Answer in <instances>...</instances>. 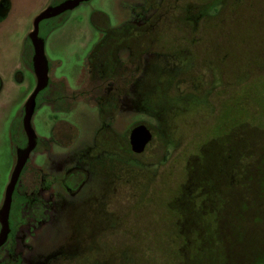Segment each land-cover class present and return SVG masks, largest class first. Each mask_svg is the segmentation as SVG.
<instances>
[{
    "label": "rangeland",
    "instance_id": "rangeland-1",
    "mask_svg": "<svg viewBox=\"0 0 264 264\" xmlns=\"http://www.w3.org/2000/svg\"><path fill=\"white\" fill-rule=\"evenodd\" d=\"M65 1L0 0V216L27 144L34 19ZM97 12L112 25H143L164 12L162 41L139 57L121 48L113 78L100 77L87 60L103 37L92 22ZM39 30L48 79L9 210L21 264H229L249 253L251 234L233 250L244 228L264 243L256 207L264 214V0H86ZM60 83L67 111L53 101ZM242 97L229 121L224 106ZM139 123L153 138L136 156L128 135ZM102 130L101 142L114 134L117 149L97 144ZM73 169L86 174L74 192L62 181ZM36 194L45 209L30 221L26 206ZM263 243L255 246L261 257ZM9 259L1 246L0 264Z\"/></svg>",
    "mask_w": 264,
    "mask_h": 264
},
{
    "label": "trees",
    "instance_id": "trees-1",
    "mask_svg": "<svg viewBox=\"0 0 264 264\" xmlns=\"http://www.w3.org/2000/svg\"><path fill=\"white\" fill-rule=\"evenodd\" d=\"M65 13V12H64ZM64 13H61L57 16H60ZM98 22L97 20H100ZM92 22L95 27L99 29H106V35L105 37L97 43L91 50L88 59L91 65L95 67V70L99 74L100 77H105V79H111L113 78L116 69L119 66V62L117 61L116 51L119 48H123L124 46H129L134 52L135 57H139L142 53L151 50L152 48L159 46L162 38L161 33L157 29L158 22H154L151 27H143V28H135L131 25H122V26H116V27H110V22L108 19V16L104 14L103 12H97L94 13L92 16ZM41 24V22H40ZM39 24V29H40ZM38 36L42 38L40 35V30L38 31ZM43 39V38H42ZM31 43V42H30ZM32 46V43H31ZM32 66V62L29 63ZM247 89L244 90V92ZM42 92V91H41ZM41 92L39 94H41ZM38 94V96H39ZM59 100L60 105L63 103L60 100H63L62 98H65L64 95H61L60 93L58 96H56ZM245 97H242L240 99H235L227 102V104L223 108V112L225 111L226 107L229 106V121L233 120L230 119L231 114L235 110H239V103L234 104L236 100H243ZM229 103V104H228ZM241 104V103H240ZM108 104L102 105L103 113L106 114L108 112ZM233 108H236L234 111H232ZM234 121V120H233ZM231 128L229 129V131ZM232 131V130H231ZM110 144V146H108ZM106 147H111L112 144L109 142ZM25 145V144H24ZM114 148V146H112ZM111 147V148H112ZM141 156V154L137 155ZM76 175V174H75ZM264 176V175H263ZM81 178V177H79ZM78 177H72L70 178V182H68L69 185L76 187L78 185V181L80 180ZM229 178V177H228ZM73 179V180H72ZM229 186V180H227V185ZM229 199V197H228ZM264 199V198H262ZM218 201L223 204L225 201L218 199ZM264 201V200H259ZM264 204V202H263ZM258 213L261 215H264L259 211L260 208H263L262 205L256 206ZM257 213V215H258ZM256 215V214H255ZM8 235L11 233V227H10V220L8 222ZM244 234L243 239L247 237L249 234H251L252 238H250L249 243V253L243 254L239 256L233 255L232 259L229 257V264H264V255L261 257L259 255H256V248L255 246L258 244L263 243L261 235L254 237V230H250L249 228H244ZM247 238H245L240 244L239 247L235 243V247H233V250H236L238 252L239 248H242V244L245 242ZM264 246V243H263ZM218 254V261L221 259V256ZM225 262V260L222 262V264ZM202 264H208V262H205V259ZM211 264V263H210ZM221 264V263H220Z\"/></svg>",
    "mask_w": 264,
    "mask_h": 264
},
{
    "label": "water",
    "instance_id": "water-1",
    "mask_svg": "<svg viewBox=\"0 0 264 264\" xmlns=\"http://www.w3.org/2000/svg\"><path fill=\"white\" fill-rule=\"evenodd\" d=\"M82 1H86V0L65 1L58 6L45 10L44 12L40 13L34 19V30L32 34L30 35V40H31V43L34 49L32 66L37 76V85L34 91L32 92V94L30 95L29 99L27 100L25 107H24L23 128L27 136V144H26V147L24 148L23 156L20 158V160L18 161L14 169L11 181L6 190L4 208L0 216V220L2 222V229L0 232V246L4 243L7 233H8L9 210H10V205H11V200H12L13 189L15 187V184L17 182L21 169L23 165L25 164L28 154L31 151L33 147V143H34L33 132L30 127V119H31V115L35 107L36 96L39 93V91L42 90L46 86L47 79H48L46 76L47 64L44 60V56L42 52V45L41 43H39V39H42L38 36L39 24L42 20L57 16L75 7L77 4H79ZM152 138H153V133L147 125L143 123L135 124L134 126L130 128V131H129V144H130L131 151L136 154L142 153L145 150L148 143H150Z\"/></svg>",
    "mask_w": 264,
    "mask_h": 264
},
{
    "label": "flooded vegetation",
    "instance_id": "flooded-vegetation-1",
    "mask_svg": "<svg viewBox=\"0 0 264 264\" xmlns=\"http://www.w3.org/2000/svg\"><path fill=\"white\" fill-rule=\"evenodd\" d=\"M198 1H202V0H198ZM173 8H175V5H173V6H166V8H165V12L168 14L169 13V11H171ZM163 13L164 12H159V13H156L155 15H154V19L153 20H148L147 22H145L143 25H138V24H135V23H123V24H119V25H112L111 23H110V27H116V26H122V25H131V26H133V27H135V28H143V27H151L152 26V24L154 23V22H158V20L160 19V17L163 15ZM165 15V14H164ZM56 17V16H55ZM108 19H109V17H108ZM109 22H110V19H109ZM97 28V27H96ZM101 33H102V35H103V37H102V39L105 37V35H106V29L104 28V29H99V28H97ZM101 39V40H102ZM100 40V41H101ZM100 41H98L97 43H99ZM96 43V44H97ZM95 44V45H96ZM94 45V46H95ZM93 46V47H94ZM129 48L130 49V51H131V56H133V57H135L134 56V52H132V50H131V48L129 47V46H124L123 48ZM121 48H119L117 51H116V56H117V61H118V51L120 50ZM90 54V53H89ZM87 60L89 61V59L87 58ZM119 62V61H118ZM117 70V69H116ZM116 73V72H115ZM60 88H61V91L60 90H58L57 92H55L54 94H53V101H54V103L57 105V107L59 108V110H61V111H67L68 110V99H69V95L65 92V89H64V85L62 84V83H60L59 85H58ZM43 92L44 91V88L42 89V90H40L39 91V93L40 92ZM41 92V93H42ZM38 93V94H39ZM61 94V95H64V97L65 98H62L63 100H60L61 102H63L61 105H60V103H59V100L57 99V97L56 96H58V94ZM38 94H37V96H36V102H37V100H38V98H39V96L41 95V94H39V96H38ZM116 102H117V97L115 98V95L114 96H112V97H110V98H107V100H105L104 101V103H103V105H109L108 106V112L107 113H111V110L113 109V108H115V104H116ZM102 108V107H101ZM104 112V111H103ZM105 132H106V129H105ZM103 130L97 135V138H96V141H97V144H102L103 145V148L104 147H106L105 146V144H103L102 142H101V139H102V136H103V133H105ZM107 133V132H106ZM108 134H109V137H111L112 139H113V144H112V146H114V148L112 147H107V149H117L118 148V146H119V142L115 139V135L114 134H110L109 132H108ZM101 138V139H100ZM109 142H111V141H109ZM151 142V141H150ZM128 145H129V150L131 151V149H130V144H129V135H128ZM148 145H149V143H148ZM148 145L146 146V148H145V150L147 149V147H148ZM109 146H110V144H109ZM144 150V151H145ZM143 151V152H144ZM132 152V151H131ZM143 152L142 153H140V154H143ZM133 153V152H132ZM134 155H139V154H136V153H133ZM76 174V175H75ZM72 177H81V178H79L80 180L77 182L78 183V185H76V187H73V186H71V185H69L68 184V182H70V178H72ZM85 179H86V174H85V172L83 171V170H79V169H73V170H71V171H69V172H67L64 176H63V178H62V181H63V184H64V186L67 188V189H69L70 191H72V192H74V191H77L78 190V188L81 186V184L85 181ZM73 180V179H72ZM45 201H44V199L43 198H41L38 194H36L33 198H32V200H31V202L29 203V205L28 206H26V214L28 213V216L29 217H25V219L27 218V220H30V221H40V219H41V216L43 215L42 213L44 212V209H45ZM10 220V227H11V233L8 235L7 234V236H6V239H5V241H4V243L1 245V246H3V245H5L6 247H7V250H8V254H9V256H10V259L5 263V264H21V261H22V259L20 258V255H18V254H16L15 253V251H16V249H15V244H16V223L12 220V218H10L9 219ZM0 246V247H1Z\"/></svg>",
    "mask_w": 264,
    "mask_h": 264
}]
</instances>
